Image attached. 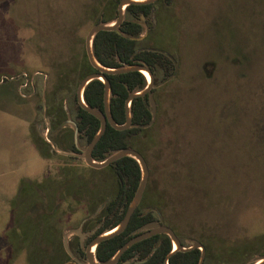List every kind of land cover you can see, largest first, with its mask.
<instances>
[{"label": "rangeland", "instance_id": "obj_1", "mask_svg": "<svg viewBox=\"0 0 264 264\" xmlns=\"http://www.w3.org/2000/svg\"><path fill=\"white\" fill-rule=\"evenodd\" d=\"M117 3L0 0V264H87L52 251L64 250V236L70 248L80 225L93 229L117 181L109 166L83 160L87 142L74 124L79 74L64 81L55 71L78 65L88 30ZM262 15V0H157L137 38L138 48L175 63L169 76L155 70L153 130L135 141L148 166L141 207L185 245L203 233L248 246L246 263L264 253V129L254 116L264 101ZM41 91L56 92L71 130L53 155L39 145L55 137L45 133Z\"/></svg>", "mask_w": 264, "mask_h": 264}, {"label": "trees", "instance_id": "obj_2", "mask_svg": "<svg viewBox=\"0 0 264 264\" xmlns=\"http://www.w3.org/2000/svg\"><path fill=\"white\" fill-rule=\"evenodd\" d=\"M264 4V0H262ZM114 4H112L113 6ZM152 4H129L125 8L124 20L115 31H99L92 40V51L95 59L104 67L119 68L127 65L144 64L151 71L153 76V85L157 83L155 70H161L165 76H169L175 63L173 59L163 51L155 49H144L137 47V38L142 33L140 23L141 16L147 17L150 13ZM263 9V8H262ZM112 16H104L99 23H108L117 16V8L114 6ZM264 17V15H262ZM264 37V36H262ZM72 53L64 56L65 59H71ZM235 58L231 57L230 61ZM67 72L55 71L60 80L73 78L78 73V83L89 73L96 72L87 60L86 54L80 58L78 65L73 68H67ZM110 82L109 107L112 119L117 124L125 121V100L129 93L142 90L147 82L144 75L139 71H130L121 74H106ZM75 79V80H76ZM103 82L99 79L91 80L83 90V100L89 107L103 112ZM77 89V86H76ZM154 91L153 86L150 89ZM74 98V112L77 118L76 127L81 132L88 143L98 131L100 122L97 118L81 108L76 100V91ZM131 126L125 130H116L110 125H106L104 133L92 150V158L96 161H103L113 152L122 148H133L143 155L142 151L136 148L135 141L145 132H151L153 126L147 125L152 114L150 112L149 98L138 96L130 102ZM255 120L260 124V132L264 129V101H261L259 111ZM254 117V118H255ZM153 142L152 135L147 138ZM144 140V139H142ZM144 142V141H143ZM117 181V192L113 198L104 205V212L100 217L99 226L92 234L91 238L100 235L115 227L124 216L128 204L132 200L134 193L140 181V168L138 163L129 156L122 157L114 163L108 165ZM178 166V165H177ZM189 177V176H188ZM187 182L191 183L188 178ZM192 184V183H191ZM159 221L157 214L153 209L144 210L141 204L135 209L126 228L118 235L100 242L95 248V257L99 262L109 260L116 251L131 237L139 232L137 229L145 223ZM168 226V225H166ZM182 246L184 244L179 232L174 230ZM213 238V239H212ZM193 242L200 243L204 247L205 255L202 264H251L243 260L245 254L249 251L248 246L228 247L224 239L220 237H211L207 239L204 234L197 235ZM190 245V244H189ZM154 249V251H152ZM172 250V242L165 234H157L143 239L129 247L120 256L116 264H122L124 261H130L128 264H165L166 256ZM201 251L193 248L186 251L177 250L167 258L168 264H198ZM264 254V253H263ZM145 259V261H143ZM70 260V259H69Z\"/></svg>", "mask_w": 264, "mask_h": 264}, {"label": "water", "instance_id": "obj_3", "mask_svg": "<svg viewBox=\"0 0 264 264\" xmlns=\"http://www.w3.org/2000/svg\"><path fill=\"white\" fill-rule=\"evenodd\" d=\"M156 0H119L117 5V16L116 18L108 23H97L94 24L87 32L85 39H84V50L87 57L88 62L90 65L96 69V72H92L87 74L77 85L76 89V100L78 105L83 108L85 111H87L89 114L97 118L100 122V126L98 131L95 133V135L92 137V139L88 142L86 145V148L83 152V160L86 163L87 166L94 168V169H101L104 168L112 163H114L116 160L129 156L132 157L139 165L140 168V181L138 184V187L134 193V196L130 203L127 206V209L124 213L123 218L112 229L97 235L93 237L86 245L85 248V255L87 264H116L120 258V256L123 254L124 251H126L129 247H131L133 244L146 239L148 237H151L153 235L157 234H165L167 235L171 242H172V250L171 252L166 256L165 258V264L167 263V258L170 254L173 252L180 250V251H186L193 248H198L201 251L200 258L198 261V264L203 263L205 250L202 244L191 242L188 246H182L180 243V240L176 236L175 232L166 225H161L156 221H150L148 223H145L142 227L137 229L138 234L131 237L128 241H126L117 251L116 253L107 261L105 262H99L95 257V250L92 253V247H95L102 241L107 240L109 238H112L115 235L120 234L127 226L131 215L139 205L143 191L146 185L147 176H148V166L146 163V160L144 156L138 151L133 148H122L115 152H113L111 155H109L106 159L103 161H96L92 158V150L98 140L100 139L101 135L104 133L106 129V125H110L112 128L116 130H125L131 126V113H130V102L135 97H142L146 94L149 98V104H150V112L152 114V118L150 122L147 125H144L143 128L148 127L152 124L154 120V108H155V102L154 99L149 92L151 87L153 86V76L151 71L148 69V67L144 64H134V65H127L119 68H108L102 66L94 57L93 51H92V40L94 35L99 31H115L120 26L124 19V13L125 8L129 4H149L153 3ZM130 71H139L144 75V71L148 73L149 80H147L146 86L136 92L129 93L126 100H125V121L122 124H117L112 119L111 113H110V107H109V98H110V82L106 77V74H121L126 73ZM145 76V75H144ZM93 79H99L103 82L104 88H103V112H99L96 109H93L85 104L83 100V90L85 86ZM64 246L66 250H68V246L66 244V236L64 237ZM175 246V248H174ZM155 248H153L152 251H154ZM76 262L82 264L78 259H75ZM145 261V259L143 260ZM130 261H124L122 264H128ZM251 264H264V254H260L254 258V260L251 262Z\"/></svg>", "mask_w": 264, "mask_h": 264}, {"label": "flooded vegetation", "instance_id": "obj_4", "mask_svg": "<svg viewBox=\"0 0 264 264\" xmlns=\"http://www.w3.org/2000/svg\"><path fill=\"white\" fill-rule=\"evenodd\" d=\"M153 3H149V4H153ZM117 5H118V3H117ZM151 7H152V5H151ZM116 8H117V6H116ZM142 17H144V16H141V18ZM145 77L147 79V76H145ZM33 93H34V91L31 92V94H33ZM41 93H42V97H41V100H42L41 102L42 103L41 104H42V107H43V114L45 113V111H47V114H48L47 116H48L49 121H50V123L48 124V127L45 130V133H46V135L50 136L49 135L50 132H53V133L55 132V137H44V139L42 140V142L39 145H40V147L42 146L41 148H44V149L47 148L48 149L47 151L49 152V154L53 155V153L56 151L55 149H53L54 147L59 146V144L66 145V143H68L70 141L71 130H70V128H66V126L62 125V123L67 121V119L64 117V106H63V104L61 103L59 105L58 102H56L57 96H53V94H55L56 92L52 91V92L47 93L45 91H41ZM46 95H47V97H46ZM55 95H57V94H55ZM48 102H49L50 105L48 104ZM74 116H75V112H74ZM74 118H75L74 119L75 120L74 124H75V128H76L77 134L78 135H83L81 132L78 131V129L76 127V120H77L76 116ZM71 149H72V151L76 150V138L74 137V135H73V138H72ZM39 205L43 206V208H45L44 207L45 205H43L42 203H39ZM37 206H38V203H36V201H34V202L31 203L29 209L30 210H34V209L37 208ZM51 209H52V211L56 210V208H50L49 210H51ZM99 220H100V215H97L94 218V225L92 226V228H93L92 230L88 229V231L87 230L84 231L82 229V226L80 225V230H78V229L75 230L76 231V233H75L76 234V240L73 241V242L71 240L70 248L68 246V241H67V238H66V244L68 246L69 252L66 250V248L64 246V237L65 236L63 237V241H62V247H63L64 250L60 251L58 248H56V250H53L52 252L53 253H59V255H60V253H65L67 258H70V259L74 257L73 253H75L78 256H81V255L85 256V258H86L85 250L83 252V249H82L83 240L85 239L84 243H86V245H87V243L92 239L91 238L92 234L95 232V230L99 226ZM36 228H37V226L34 227V229H36ZM85 248H86V246H85ZM50 252H51V249H50ZM51 255L54 256V254L50 253L49 256H51ZM73 259L75 260L77 258H73ZM78 264H80V263H78Z\"/></svg>", "mask_w": 264, "mask_h": 264}, {"label": "bare ground", "instance_id": "obj_5", "mask_svg": "<svg viewBox=\"0 0 264 264\" xmlns=\"http://www.w3.org/2000/svg\"><path fill=\"white\" fill-rule=\"evenodd\" d=\"M144 75L147 76V80H149V75H148V73L144 71ZM174 248H175V246H174ZM94 250H95V247H92V250H91L92 253L94 252Z\"/></svg>", "mask_w": 264, "mask_h": 264}]
</instances>
